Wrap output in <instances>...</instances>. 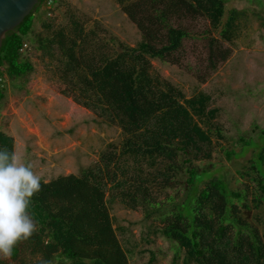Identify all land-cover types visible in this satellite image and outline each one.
<instances>
[{
	"label": "trees",
	"instance_id": "obj_1",
	"mask_svg": "<svg viewBox=\"0 0 264 264\" xmlns=\"http://www.w3.org/2000/svg\"><path fill=\"white\" fill-rule=\"evenodd\" d=\"M49 1L58 0H40L3 40L0 103L7 81L22 79L34 68L25 55L26 39L34 12ZM119 1L142 33L137 48L114 36L100 37L95 25L87 29L74 14L68 26L48 39L32 38L39 48L57 44L64 53L61 74L68 88L61 93L121 127L123 137L80 174L42 180L29 208L37 230L0 264H130L108 195L130 209L142 208L146 219L158 218L162 235L177 242L197 264H264V215L259 212L264 177L254 170L255 192L247 184L233 187L230 180L201 165L211 163L213 150L223 147L225 134L215 123L219 108L210 107L209 94L201 91L188 97L154 75L150 61L174 62L171 56L189 36L179 24L182 19L206 17L216 30L222 26L221 37L230 41L239 11L227 13V0ZM209 45L210 65L217 69L232 50L216 37H210ZM14 147L13 136L0 130V149L15 153ZM234 154L228 152L230 158ZM258 154L263 160L264 148ZM181 185V197L167 193Z\"/></svg>",
	"mask_w": 264,
	"mask_h": 264
},
{
	"label": "rangeland",
	"instance_id": "obj_2",
	"mask_svg": "<svg viewBox=\"0 0 264 264\" xmlns=\"http://www.w3.org/2000/svg\"><path fill=\"white\" fill-rule=\"evenodd\" d=\"M226 6L227 13L239 11L230 41L221 37L222 26L216 30L206 17L182 19L179 24L189 36L171 56L174 62L150 61L154 75L170 81L188 97L201 91L209 94L210 107L219 108L215 123L224 131L223 147L213 150L211 163L201 165L230 180L233 187L247 184L257 192L255 177L258 173L264 177V158L258 154L264 148V0H227ZM34 13L25 54L34 68L22 79L7 81L0 103V130L13 136L20 162L30 163L42 180L49 181L80 174L95 164L110 144L122 140L123 130L61 93L66 86L61 74L66 57L57 44L43 49L35 39H48L68 26L70 14L87 29L95 25L100 37L114 36L129 47L137 48L143 38L119 0H58ZM210 37L232 50L217 69L209 61ZM232 151L235 154L230 158ZM167 193L181 197L184 187ZM157 194L161 199L165 196ZM107 199L130 264H197L177 242L162 235L158 218L146 219L142 208L130 209L109 195ZM259 212L264 215V205Z\"/></svg>",
	"mask_w": 264,
	"mask_h": 264
},
{
	"label": "clouds",
	"instance_id": "obj_3",
	"mask_svg": "<svg viewBox=\"0 0 264 264\" xmlns=\"http://www.w3.org/2000/svg\"><path fill=\"white\" fill-rule=\"evenodd\" d=\"M42 179L17 154L0 149V259L11 258L15 247L37 230L29 208Z\"/></svg>",
	"mask_w": 264,
	"mask_h": 264
},
{
	"label": "water",
	"instance_id": "obj_4",
	"mask_svg": "<svg viewBox=\"0 0 264 264\" xmlns=\"http://www.w3.org/2000/svg\"><path fill=\"white\" fill-rule=\"evenodd\" d=\"M40 0H0V49L9 31L28 16Z\"/></svg>",
	"mask_w": 264,
	"mask_h": 264
},
{
	"label": "built area",
	"instance_id": "obj_5",
	"mask_svg": "<svg viewBox=\"0 0 264 264\" xmlns=\"http://www.w3.org/2000/svg\"><path fill=\"white\" fill-rule=\"evenodd\" d=\"M48 3L50 4L51 2L49 1Z\"/></svg>",
	"mask_w": 264,
	"mask_h": 264
}]
</instances>
